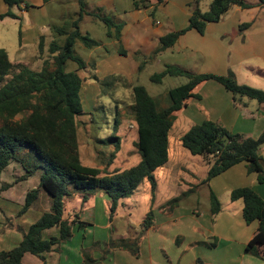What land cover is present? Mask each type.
Here are the masks:
<instances>
[{"label":"trees","instance_id":"obj_1","mask_svg":"<svg viewBox=\"0 0 264 264\" xmlns=\"http://www.w3.org/2000/svg\"><path fill=\"white\" fill-rule=\"evenodd\" d=\"M9 7L19 6L24 0H3ZM148 0H133L134 8H145ZM163 0H157L158 3ZM200 0L189 3L190 16L188 24L159 38V47L153 55L174 45L176 40L190 29L203 34L206 24L218 22L232 7L250 8L245 0H210L205 10L200 7ZM264 6V0H257ZM79 12L71 22V29L53 28L59 36H64L61 44L51 42L50 57L46 58L39 70H33L21 63H12L4 48H0V176L12 163L17 162L24 173L19 181L39 174V184L27 191L20 213L26 212L38 199L40 190L45 191L51 200L50 210L42 215L25 230L17 225L21 232L20 242L9 250L0 251V264H24L22 257L28 252L38 256L47 264L44 254L55 245L69 240L72 226L79 228L88 223L79 220V213L64 218V199L77 191L82 194V202H86L95 191L104 192L110 199V220L122 198L127 197L146 181L154 200L157 181L155 172L164 166L169 156V134L174 124V113L186 105L190 97H198L194 88L202 81L213 79L222 84L234 99L246 97L264 103V90L246 84H240L235 74L229 70L225 75L213 73H193L176 64H168L159 73L150 76V80L160 83L165 76H181L186 81L167 91L168 103L160 104L156 97L150 95L143 85H131V102L127 105L130 118L137 127V140L133 145L140 155V161L127 169L107 171L120 150L121 140L116 134L107 138H95L97 146L93 149L97 161L104 162L96 166H88L81 162L78 127L81 117L86 112L82 109L80 90L82 79L77 70L85 68V62L73 53L76 42L84 47L92 48L100 42L87 33H81L79 22L85 12V0H78ZM17 16L11 11L0 15ZM105 27L106 36L117 41L118 52L121 50L120 36L122 22L110 17H98ZM250 23L239 25V31L249 27ZM68 30V31H67ZM40 40V49H41ZM72 60L77 64L74 71H66L65 64ZM142 64L138 66L141 70ZM96 79V78H95ZM114 77L108 78L112 82ZM101 84V83H100ZM108 84V83H107ZM106 83L100 85L103 95L109 92ZM118 114V109H117ZM93 120V115L88 113ZM122 116L118 115L115 128L121 124ZM182 146L192 155H198L208 165L206 178L202 183L221 174L230 167L245 162L248 173H256L260 183L264 182V157L259 149L264 145V129L258 137H246L233 133L220 124L205 119L193 124L180 137ZM106 148L109 149L106 151ZM102 166V167H101ZM6 187H10V184ZM3 188V190L7 189ZM182 196L185 193L181 194ZM180 195V197H181ZM180 197H174L164 203L169 210L178 205ZM230 200L242 201V215L246 223L257 221L258 226L253 237L244 248L251 256L262 257L260 248L264 246V199L252 188L244 186L230 192ZM220 211V202L210 192V214ZM9 220V219H8ZM10 221V220H9ZM10 223V222H9ZM154 223V212L150 208L145 214L141 228L145 232ZM58 227L57 236L43 238L44 230ZM96 243V242H95ZM123 249L132 255L139 254L138 237H121L110 240L109 250ZM83 263L95 264L96 260L82 250ZM201 264V262L198 260Z\"/></svg>","mask_w":264,"mask_h":264},{"label":"crops","instance_id":"obj_2","mask_svg":"<svg viewBox=\"0 0 264 264\" xmlns=\"http://www.w3.org/2000/svg\"><path fill=\"white\" fill-rule=\"evenodd\" d=\"M245 1L250 3L252 7L232 6L218 22L207 23L203 34H200L196 29H190L181 35L173 46L156 53L152 57L154 51L159 47L161 36L179 30L188 24L190 16L189 3L192 0H163L160 3L157 0H148L147 7L137 9L134 8L133 0H94L88 6V0H85V12L80 19L79 27L87 19L85 14L92 13L90 12L91 8L115 12L116 15H113L115 20L122 22L120 43L123 54L118 52L115 39L106 36L109 39L108 42L98 40L100 44L92 47V51L94 53L97 50L100 51V49L103 51H100V54L97 53L94 57H90L84 69L77 70L82 79L81 103H83L84 97L90 100L92 105H96V100L103 95L100 89L102 83H108L106 86L109 90L103 96H110V94L112 96L111 91L118 89V87L123 86V88L128 89L131 85H136L129 76L133 73L138 74L142 70H138L140 64L144 68L145 64L155 60L158 56L177 49L185 53L186 57H188L189 52L191 56L194 53H199L202 56L204 66L203 69L196 71L198 73L225 75L231 70L235 74L238 83L248 84L264 90V6L258 4L257 0ZM202 2H204V7L201 6ZM207 2L209 3L210 0L199 1L203 10L207 8ZM68 5H70V8L75 7L74 10L68 12L66 17V21H70L71 24L78 16V0H71L70 2L69 0H24L19 6L13 7H9L3 0H0V15L11 11L17 16L16 18L0 17V22L10 35L5 38V45H1L0 48L7 51L10 59L8 46L10 47V50L14 53V59H10V61L24 64L33 70H39L43 61L47 58L45 55H50L51 42L56 41L61 44L64 40V36H59L53 28L62 27L57 23V20H61V22L64 20L63 10L68 9ZM4 21L7 22V25H4ZM90 22H94L93 19ZM247 22L250 23V26L243 31H239V25ZM85 33L89 35L88 32ZM57 35L59 38L55 37ZM40 40H42L41 49L39 46ZM108 44L113 45L115 54L110 55L107 53L106 45ZM141 59L143 60L140 61ZM89 67L93 71H89ZM110 77H114V79L111 80L112 82H107L106 80ZM193 93L198 97H190L186 100V105L174 113L175 124L177 123L176 141L172 143L169 134L168 161L156 171H162V182H168L169 170H182L184 174L188 175L179 177V181L183 182L184 185L181 191L185 193L182 197L183 200H191L194 205L199 203L202 195L201 185H204L209 198L212 191L219 200L220 211L212 216L210 205L205 211H198L192 205L184 207L178 205L171 210L160 209L159 206L163 205L168 199H158L160 188L156 179L155 196L150 205L151 208L155 207L153 211L154 223L146 231L147 250L143 248L142 243L140 247L141 255L137 258L124 250H122L124 254L118 253L122 252L119 250H109L110 254L113 253L120 257L126 255L124 258L134 264H166L168 257L171 263L176 262L177 264H200L198 260L201 264H219L220 261H227V264H264V246L260 248L262 257L251 256L244 252L246 244L256 232L257 221L246 223L242 215V201L230 200V192L235 188L244 186L252 188L264 199V182L260 183L258 181L256 173L247 172L245 162L230 167L206 183H202V181L207 175V164L202 165L205 170L204 177H197V173L184 171L185 168L178 163L181 154L185 152L180 142L181 135L193 124L201 123L205 119L220 124L230 132L239 133L246 137H258L264 129V103L260 104L256 100L246 97L234 99L233 95L222 84L213 79L199 83L194 88ZM189 109L192 110L188 112ZM90 121L95 123L94 118ZM81 123H85L82 118ZM87 126L85 124V127ZM97 127L100 126L97 125ZM132 127H136L135 122ZM85 141L87 143L89 138H85ZM263 153L260 152L262 156ZM93 154L92 150L91 156ZM88 156H90L89 153ZM80 158L81 162L85 164L81 146ZM202 160L204 161L203 158ZM193 162L195 163L194 160ZM199 164L198 162L196 165ZM164 174L166 175L164 176ZM72 196L76 197V194L74 193ZM93 197L94 194L90 195L86 202H82L80 212L88 207V203ZM36 201L41 202L42 200L39 197ZM68 201H71L69 197L64 199L63 217L70 219L72 214L79 213V211L68 210L65 203ZM34 204L35 202L32 206ZM50 204L48 203L46 206L50 208ZM109 204L110 200L107 201L108 206ZM156 206L159 210L156 209ZM43 212L40 213L39 217ZM8 216L9 213L6 217L0 214V251L13 248L22 238L21 232L16 229V226L21 224L22 216L13 220L11 216ZM79 220L86 222L80 215ZM27 225L24 224L22 228L26 230L29 227ZM86 226L79 228L77 223L74 224L72 226V236L69 240L55 245L51 251L44 254L46 263L82 264L84 260L82 250H84L83 246L85 244L83 240H85V234L88 232ZM81 229L84 231L82 235L80 234ZM58 233V227L54 226L44 230L42 236L43 238H49L57 236ZM73 241L80 243L79 245H73ZM92 241L93 243L96 242L94 239ZM213 243H215V246L210 248L209 246ZM218 248L222 251L219 254H214L217 256L218 260H216L213 258L214 255H210H212L211 251ZM160 250L164 252V258L160 256ZM169 251L172 255L169 254ZM69 253L74 256L73 259L69 256ZM246 257L259 259L257 262ZM92 258L96 260L95 264L101 261L93 256ZM22 262L24 264H43L42 259L28 252L24 253ZM100 264L106 263L102 262Z\"/></svg>","mask_w":264,"mask_h":264},{"label":"rangeland","instance_id":"obj_3","mask_svg":"<svg viewBox=\"0 0 264 264\" xmlns=\"http://www.w3.org/2000/svg\"><path fill=\"white\" fill-rule=\"evenodd\" d=\"M71 0H69L70 2ZM73 1V0H72ZM91 2H94V0H88V4H91ZM208 4V2H207ZM201 6L204 7V2L201 3ZM68 9H64V20L61 22V20H57V23L61 25L65 29H71L70 27V21H66V17L68 12L75 9L74 6L70 8V5L67 6ZM206 7V6H205ZM89 9V8H88ZM206 9V8H205ZM92 13L85 14L86 20L83 21L80 24V31L81 33L88 32L90 37L99 41L108 42V38L106 37V27L104 23H102L98 17H110L113 20H115L113 15H116L115 12H109L108 10L103 9H96L91 8L90 9ZM160 16V15H159ZM93 19L94 22H90V20ZM117 20V19H116ZM115 20V21H116ZM4 25H7V22H3ZM9 32L4 29L2 23L0 22V46L5 45L4 40L5 38L9 37ZM58 37L59 36H55ZM107 53L108 54H115V48L113 45L108 44L106 45ZM8 51H10V59L13 60L14 53L12 50H10V47L8 46ZM100 51H103L100 49ZM100 51L97 50L96 53L92 51V48L84 47L80 42H76L73 47V53L81 58L85 64L90 60V57H94L97 53L100 54ZM47 58L50 57L49 54L45 55ZM155 56L152 54V57ZM96 59V57H95ZM98 59V58H97ZM202 56L199 53H194V55H189L188 57L185 56V53L180 52V50H176L173 52H167L163 55L158 56L155 58V60L148 62L145 64L144 68L138 73V74H131L129 77L133 81L134 84L143 85L148 93L154 97L157 98L160 104H167L168 103V97H167V91L170 88L179 86L183 84L186 81L185 77L181 76H165L162 78L160 83H155L150 80V76L154 73H159L162 71L166 65L168 64H176L180 65L182 67H185L188 71H191L193 73H198L196 71L203 69V60ZM141 59L140 61H142ZM192 61V62H191ZM190 65V66H189ZM77 68V64L72 61L68 60L65 64V70L66 71H74ZM191 69V70H189ZM89 71H93L91 67H89ZM93 73V72H92ZM95 74V73H94ZM125 79V78H124ZM105 82V81H103ZM248 85V84H247ZM119 86V84H118ZM122 86V85H120ZM251 86V85H249ZM253 87V86H252ZM112 96H101L96 100V105H92V102L90 103V100L85 99L83 97V103H82V109L85 113L81 118L85 120V123H81L79 125V138H80V146L81 150L83 152L84 157V163L87 165L95 166L98 164V161H100V164L104 162V158L97 161L95 152L92 154V150L99 146L97 145L95 138H107L111 136L112 134H116L120 137L121 144H120V150L116 154V158L112 165H110L107 168V171H112L114 169H127L129 167H132L138 163L140 160V155L136 152L135 147L133 145V142L137 140V130L136 127L133 128L134 122L131 121L130 118L131 114L128 109V104L131 102V89H125L122 87H118V89L111 91ZM92 100V99H91ZM122 101V102H121ZM118 109V114H117ZM192 109H189L188 112H190ZM194 111L197 112L196 109ZM88 113H91L93 115V118L95 119V123L91 122V116L87 115ZM122 116L121 124L115 128V122L117 119V116ZM130 118V119H129ZM200 122V121H199ZM85 124L88 126L85 127ZM99 125L100 127H97ZM176 126L174 120V127L171 128L170 131V140L171 142L176 141ZM89 135V136H88ZM85 138H89V141H85ZM88 145V146H87ZM89 148V149H88ZM109 150L106 148V151ZM183 154H181L179 158V165L181 167H184V171H192L193 173H197V177H204L205 170L203 169L202 165L205 166L207 164L205 161L202 160L201 157L198 155H192L187 150H185ZM259 152L261 154L264 152V145L260 147ZM88 153L90 156H88ZM87 155V156H86ZM264 156V153H263ZM88 157V159H87ZM195 161V163L193 162ZM200 163L199 165H196L197 163ZM203 162V163H201ZM102 167V166H101ZM166 172V169H165ZM24 173V170L21 168V166L17 162H12L1 174L0 176V214L3 217H6V215L9 213V216H11V219L21 218V224H19L21 227L25 224H32L34 223L41 212L46 211L47 209L50 210L49 206H46L48 203L50 204V196L43 190H40L39 197L41 198V202L35 201V204L28 210L27 212L20 213V210L24 204V199L26 196L27 191L36 188L39 184V174H35L32 177H29L26 180L19 181V178ZM166 174H164L165 176ZM162 171H156L155 177L159 182V192H158V199H172L174 197H180L182 194V190L184 188L183 182L179 181V177L182 176H188L184 174L181 171H178L176 169H171L168 172V182H162L161 179ZM186 178V177H185ZM6 184L10 187H6ZM3 188H7L2 191ZM76 197L70 196L69 199L71 201L65 202L66 207L68 210H77L79 211V215L84 218V220L88 223L86 226V230L88 231L85 234V242L84 249L85 252H88L93 257L101 260L98 264L105 262L106 264H134L128 262L124 257L126 256H117L113 253L110 254V251L107 252L109 248L110 240H116L121 237H138V246H139V254L134 256L129 251H126L130 255L134 257H139L141 255V244L143 243V248L147 250V242L146 241V231L142 232V228L140 223L142 222L145 214L149 211L151 208L150 205L153 202L151 199L150 194V187L146 181L140 184L138 189L134 191L132 194L128 195L125 198H122L116 208L115 213L112 215V219L110 220L109 216V206L107 205V201L110 200L109 197L102 191H95L93 192L94 197L93 199L88 203V207H85L81 212L82 207V194L81 192L77 191ZM201 196L199 203H195V205L188 200H183V196L181 195L180 200L178 202L179 206H186V205H192L194 208H196L198 211H205L209 208L210 205V198L208 191L204 185H201ZM38 197V198H39ZM161 203V202H159ZM177 205V206H178ZM176 206V207H177ZM51 207V204H50ZM160 209L168 210V207H165L164 204L159 206ZM159 208L156 206V209L159 210ZM153 211L155 210V207L151 208ZM68 212V211H67ZM8 216V217H9ZM13 222V221H12ZM24 223V224H23ZM17 224V222H16ZM27 225V226H28ZM82 230V229H81ZM80 234H84V231L82 230ZM92 239L96 241V243H93ZM80 242L73 241V245L77 244L79 245ZM217 244V243H216ZM212 246H215V243H213ZM81 247V246H80ZM122 251L123 249H115ZM222 251V249H216L214 251H211L213 256L215 253L219 254ZM118 253H123L118 252ZM160 256L163 258L165 257L164 252L161 250L159 251ZM124 254V253H123ZM169 254L172 255V253L169 251ZM69 256L71 259L74 258V256L69 253ZM214 259H217V256L214 255ZM250 258L251 260H256L258 262V259H254L252 257H246ZM262 260V259H261ZM220 261V260H219ZM166 264H177L171 263L170 258H167ZM219 264H227V261H220Z\"/></svg>","mask_w":264,"mask_h":264}]
</instances>
